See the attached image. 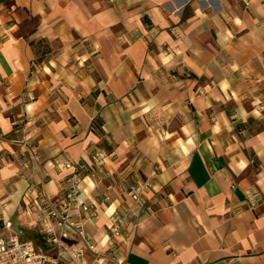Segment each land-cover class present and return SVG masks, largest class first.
<instances>
[{"label":"crops","instance_id":"obj_1","mask_svg":"<svg viewBox=\"0 0 264 264\" xmlns=\"http://www.w3.org/2000/svg\"><path fill=\"white\" fill-rule=\"evenodd\" d=\"M73 174L76 259L49 215ZM11 235L67 264H264V0H0Z\"/></svg>","mask_w":264,"mask_h":264},{"label":"built area","instance_id":"obj_2","mask_svg":"<svg viewBox=\"0 0 264 264\" xmlns=\"http://www.w3.org/2000/svg\"><path fill=\"white\" fill-rule=\"evenodd\" d=\"M70 167V164H67ZM155 174V172L153 173ZM68 187L65 194L58 205L52 204L49 210V215L58 218V233L55 234V240L60 244V240L69 237L70 234H78L84 243L83 247L70 249L69 255L76 259L79 257L83 249L95 251L96 247L85 236L82 224L76 221L69 215V209L75 203L78 197V182L79 177L75 174L67 178ZM144 186H150L145 183ZM139 192L132 194L135 201L139 199ZM108 199V198H107ZM83 211L89 212L90 216L97 218V213L92 206L85 203L81 204ZM7 227L11 222L5 223ZM119 225L112 226V232L117 234ZM100 263H101V259ZM0 264H67L57 257H51L40 253L34 243L28 239H20L17 235H11L7 238L0 237Z\"/></svg>","mask_w":264,"mask_h":264}]
</instances>
